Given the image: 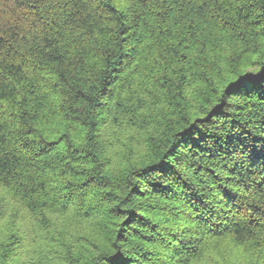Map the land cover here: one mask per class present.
<instances>
[{
  "label": "trees",
  "instance_id": "trees-1",
  "mask_svg": "<svg viewBox=\"0 0 264 264\" xmlns=\"http://www.w3.org/2000/svg\"><path fill=\"white\" fill-rule=\"evenodd\" d=\"M0 264H264V0H0Z\"/></svg>",
  "mask_w": 264,
  "mask_h": 264
},
{
  "label": "snow or ice",
  "instance_id": "snow-or-ice-1",
  "mask_svg": "<svg viewBox=\"0 0 264 264\" xmlns=\"http://www.w3.org/2000/svg\"><path fill=\"white\" fill-rule=\"evenodd\" d=\"M244 84H245V81H238V82L231 83V86L227 88V92L231 94L233 89L239 88Z\"/></svg>",
  "mask_w": 264,
  "mask_h": 264
}]
</instances>
